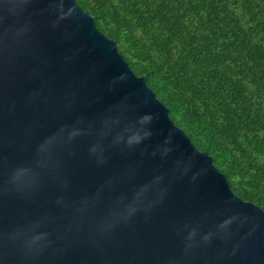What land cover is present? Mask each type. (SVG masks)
Returning <instances> with one entry per match:
<instances>
[{
	"label": "water",
	"instance_id": "1",
	"mask_svg": "<svg viewBox=\"0 0 264 264\" xmlns=\"http://www.w3.org/2000/svg\"><path fill=\"white\" fill-rule=\"evenodd\" d=\"M0 264H264V210L75 0H0Z\"/></svg>",
	"mask_w": 264,
	"mask_h": 264
},
{
	"label": "trees",
	"instance_id": "2",
	"mask_svg": "<svg viewBox=\"0 0 264 264\" xmlns=\"http://www.w3.org/2000/svg\"><path fill=\"white\" fill-rule=\"evenodd\" d=\"M75 1L94 20H111L99 30L138 59L148 48L157 54L141 74L152 90L149 76L172 85L173 97L153 92L169 112L184 109L179 128L192 143L189 131L205 133L206 145L195 147L213 163L230 159L232 172H251L264 194V0ZM235 193L264 210V195Z\"/></svg>",
	"mask_w": 264,
	"mask_h": 264
},
{
	"label": "rangeland",
	"instance_id": "3",
	"mask_svg": "<svg viewBox=\"0 0 264 264\" xmlns=\"http://www.w3.org/2000/svg\"><path fill=\"white\" fill-rule=\"evenodd\" d=\"M109 2L113 6L119 7L117 5V4H119L118 0H109ZM126 20L128 21L129 24H131L133 22L132 17H126ZM93 21H94L95 26L100 30L107 28L104 24H106L107 26L112 28L111 27V25H112L111 20H107L106 18L103 20L102 19L101 20H99V19L94 20L93 19ZM132 30H133L134 35L136 37H138V36L142 37V35L138 32L137 29H132ZM103 34L105 36L107 35L106 32H104ZM148 49L151 52V53H149L148 58L149 59L151 58L152 60L156 59L157 54L151 48H148ZM117 50L122 55V57L125 59V61L127 62L130 69L133 71V73L136 74L137 76H142L141 70L145 69L146 66L150 63L148 58L146 60L138 59L136 56L133 55L134 50L132 49L131 46H129V48L125 46V48H124V47L117 44ZM143 76L145 77V75H143ZM149 77H151V79L153 80L154 86H155L153 88V90L151 89L152 91H155L157 94L158 93L163 94V95L165 94V95H168L170 97H173V94H174L173 88H172V85L170 83L166 82L167 79L164 80L163 78H160L157 76H149ZM145 81H146V79H145ZM183 112H184V109H182L180 107H176V109L171 111V112L168 111L169 118L178 127H179V123H178L179 119H181V117L184 116ZM189 133L191 134L192 138L195 139V142L192 143L193 145L194 144L196 145L197 143L199 145H201V144L206 145L205 133H203L202 131H194V133L189 131ZM251 156H253V155H251ZM212 160H213V158H212ZM239 161H240V163H242V161L240 159H239ZM257 162H259V160H257ZM213 165L225 175V177L229 183V186L232 189V191H234V193L237 192L241 195H245L246 199H249L251 197L250 195H253V194L264 195V194H262L263 192H261V189H262L261 186H258V188H257L256 186H254V182L249 181V175L251 172H244V173L238 174L236 172H232L229 170L228 167H233V166H231V160L228 159L227 157L220 155L219 159L217 161H214ZM233 169H234V167H233ZM242 200H244V199H242ZM247 201H250V199ZM250 202H252V201H250ZM252 203H254V202H252ZM254 204H256V203H254Z\"/></svg>",
	"mask_w": 264,
	"mask_h": 264
}]
</instances>
